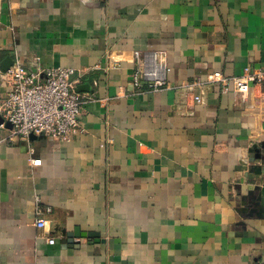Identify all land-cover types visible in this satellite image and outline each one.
Wrapping results in <instances>:
<instances>
[{
    "label": "crops",
    "instance_id": "1",
    "mask_svg": "<svg viewBox=\"0 0 264 264\" xmlns=\"http://www.w3.org/2000/svg\"><path fill=\"white\" fill-rule=\"evenodd\" d=\"M149 51L170 88L133 85ZM14 53L91 100L66 141L0 127V264H264V79L193 84L264 67V0H0V98Z\"/></svg>",
    "mask_w": 264,
    "mask_h": 264
},
{
    "label": "built area",
    "instance_id": "2",
    "mask_svg": "<svg viewBox=\"0 0 264 264\" xmlns=\"http://www.w3.org/2000/svg\"><path fill=\"white\" fill-rule=\"evenodd\" d=\"M105 57L110 58V52ZM137 64L132 73V83L142 88L143 81L150 90L170 88L167 80L169 67L160 53L149 51L143 55L136 52ZM13 62L4 71L8 91L0 98L1 128L7 127V140L29 139L30 134L48 137L62 142L75 134L83 132L81 115L84 105L91 98L77 89L79 74L76 68L68 66H43L35 70L27 67L18 53H14ZM116 66L114 63L112 67ZM264 79V67L248 64L240 74H224L221 71L208 73L204 80H194V85L215 84L222 93L246 98L253 85ZM194 100L200 101L195 95ZM31 164L39 165L41 160L29 158ZM51 208L38 207L35 224L43 226L47 218L43 215ZM47 242L53 244L54 237Z\"/></svg>",
    "mask_w": 264,
    "mask_h": 264
},
{
    "label": "water",
    "instance_id": "3",
    "mask_svg": "<svg viewBox=\"0 0 264 264\" xmlns=\"http://www.w3.org/2000/svg\"><path fill=\"white\" fill-rule=\"evenodd\" d=\"M13 58L11 56H8L1 64L2 69L5 71L9 68V66L12 64ZM3 122V118L0 115V123ZM6 126L11 127V124L9 122H5ZM34 134H30L29 138H35Z\"/></svg>",
    "mask_w": 264,
    "mask_h": 264
}]
</instances>
